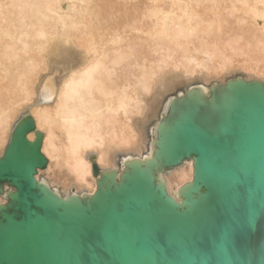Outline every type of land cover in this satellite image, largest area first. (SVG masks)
Returning a JSON list of instances; mask_svg holds the SVG:
<instances>
[{
	"label": "water",
	"instance_id": "95a60500",
	"mask_svg": "<svg viewBox=\"0 0 264 264\" xmlns=\"http://www.w3.org/2000/svg\"><path fill=\"white\" fill-rule=\"evenodd\" d=\"M136 126L109 167L86 154L92 190L64 187L22 111L0 154V264H264V80L176 81Z\"/></svg>",
	"mask_w": 264,
	"mask_h": 264
},
{
	"label": "bare ground",
	"instance_id": "6f19581e",
	"mask_svg": "<svg viewBox=\"0 0 264 264\" xmlns=\"http://www.w3.org/2000/svg\"><path fill=\"white\" fill-rule=\"evenodd\" d=\"M234 72L264 80V0H0V154L28 111L46 177L92 190L88 152L109 167L176 81Z\"/></svg>",
	"mask_w": 264,
	"mask_h": 264
}]
</instances>
